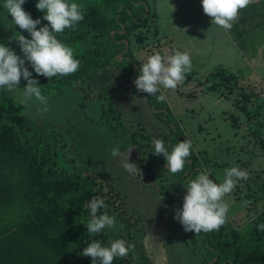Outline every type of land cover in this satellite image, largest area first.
Here are the masks:
<instances>
[{
	"label": "rangeland",
	"instance_id": "374dc122",
	"mask_svg": "<svg viewBox=\"0 0 264 264\" xmlns=\"http://www.w3.org/2000/svg\"><path fill=\"white\" fill-rule=\"evenodd\" d=\"M3 3L4 0H0V42L23 59L17 42L11 38L15 33L27 39L31 37L14 26ZM163 5L161 3V7L158 2L160 17L166 16ZM157 22L156 16L141 30L142 43L132 40V53L140 64L154 52L165 57L176 50L184 52L179 39L170 36L166 30L174 24L162 22L159 31ZM39 27L42 25H38L37 30ZM57 38L73 48L62 35L58 34ZM186 52L192 62L188 74L194 80L179 85L174 91L161 88L159 93L166 95V104L176 118L182 136L191 141L193 151L211 179L222 182L224 170L234 165L247 170L249 178L239 181L234 192L225 197L230 204L229 224L239 230L264 208V146L249 132L247 116L236 104L239 93L234 91L223 96L210 90L211 83L200 85L198 80H203L213 70L203 68L205 63L193 58L189 49ZM25 67L41 87L30 63L26 61ZM237 77L242 86L253 88L264 98L260 83L254 78ZM26 83L21 79L18 89L0 90V105L18 107L58 137V170L81 173L95 181L98 197L107 206L102 213L115 217L116 221L115 228L102 230L109 243L124 239L134 245L126 256L134 264H202L204 246L199 234L185 232L173 218L174 210L182 207L186 185L178 184L162 171L160 156L153 154L152 139H164L168 129L152 114L146 97L133 91L132 83L125 80L119 68L111 64L60 93L41 90L48 97L46 112L34 99L24 101L22 91ZM140 99L144 100L138 101ZM109 107L118 115L117 119H105L104 111ZM116 146L123 153L132 149L129 162L139 168L140 174L138 171L130 174L120 167L117 159L110 155ZM12 179L17 181L16 177ZM245 200L252 203L245 207L242 203ZM13 245L12 239L4 248L9 251L8 255L20 257V249L12 253ZM38 246H42L39 241L37 245L33 244L32 250H36L25 256L26 264H36L39 260L43 247L39 251ZM50 259L54 264H63L52 255Z\"/></svg>",
	"mask_w": 264,
	"mask_h": 264
},
{
	"label": "trees",
	"instance_id": "16d2710c",
	"mask_svg": "<svg viewBox=\"0 0 264 264\" xmlns=\"http://www.w3.org/2000/svg\"><path fill=\"white\" fill-rule=\"evenodd\" d=\"M154 1L73 0L83 6L84 19L75 29H66L59 35L73 44L75 58L80 61L79 70L66 77H38L42 91L60 93L114 64L125 80L132 83L133 91L146 97L152 114L168 129L163 140L171 151L176 143L186 140L176 118L166 102H157L155 96L138 91L133 83L141 64L132 53V40L142 43L141 30L156 19ZM36 3L37 0H25L22 7L33 20L40 19L42 27L47 26L43 13L35 8ZM191 80L194 78L187 74L184 84ZM198 83H211L210 90L223 96L237 91L236 104L247 116L249 132L264 146V98L261 95L251 87L242 86L236 74L222 67L209 72ZM104 113L107 120L118 118L112 107ZM59 147L54 133L38 125L18 107L0 105V264H26L25 256L36 250L32 247L37 241L42 243L38 248L40 251L43 247L40 251L43 254L36 264H54L50 255L63 264H91L90 257L81 255L83 249L93 241L109 246L102 231L88 235L85 227L91 218L87 205L93 197H98L95 181L81 173L58 170ZM159 156L162 171L180 185H186L189 179L205 170L193 149L184 170L175 175L168 172L164 157ZM14 177L16 182L12 181ZM101 213L102 210L98 214ZM260 223H264V208L239 230L232 228L228 220L218 231L200 233L204 246L202 264H264V232L256 228ZM12 239V253L20 249V257L8 255L9 251L4 248ZM3 250H6L4 255ZM113 264L134 263L124 257L116 258Z\"/></svg>",
	"mask_w": 264,
	"mask_h": 264
},
{
	"label": "clouds",
	"instance_id": "9594fccd",
	"mask_svg": "<svg viewBox=\"0 0 264 264\" xmlns=\"http://www.w3.org/2000/svg\"><path fill=\"white\" fill-rule=\"evenodd\" d=\"M203 13L211 18L215 24L225 31H230L238 19L239 12L254 0H200ZM25 0H4L3 8L12 17V23L22 31H26L31 39L15 33L14 39L23 59L14 50L0 44V90L13 91L18 89L21 79L25 80L22 96L24 101L35 100L43 105L42 111H48V97L42 94L38 81L32 79V72L25 67L30 63L37 76L46 78L66 77L76 73L80 61L75 58L72 47L57 38L58 34L66 29L73 30L83 21V6L73 0H37L35 8L43 13L42 19L47 26L39 27L41 20H33L22 5ZM192 62L190 54L176 50L166 57L160 52H154L139 66V75L133 81L138 91L148 96H155L157 102H166L167 97L160 92L161 88L176 90L185 81L186 75L191 71ZM140 99L138 101H142ZM153 154L162 155L170 174L175 175L184 170L185 164L191 155L192 144L190 140L176 143L171 151L165 146L163 139H152ZM132 149L126 153L121 152L119 146L111 149L110 155L117 159L120 167L132 174L139 172V168L129 162ZM249 178L247 170L234 165L224 170L222 182L217 183L210 178L207 170L199 172L195 178L186 182V194L183 196L181 208L175 209L174 220L178 221L185 232L195 234L218 231L228 221L230 204L225 197L230 196L239 181ZM162 199V197H161ZM245 207L252 201L242 202ZM90 220L86 223L88 235H96L105 228L116 227L115 217L106 212L98 214L107 206L99 197H93L88 205ZM257 231L264 232V223L256 225ZM134 248L124 239H115L109 246H102L100 242L93 241L83 249L81 255L91 258V264H113L116 258H124Z\"/></svg>",
	"mask_w": 264,
	"mask_h": 264
},
{
	"label": "crops",
	"instance_id": "0c3cea01",
	"mask_svg": "<svg viewBox=\"0 0 264 264\" xmlns=\"http://www.w3.org/2000/svg\"><path fill=\"white\" fill-rule=\"evenodd\" d=\"M158 2L164 3V17ZM153 4L159 31L162 22L174 24L166 29L168 34L179 39L184 52L189 49L193 58L205 63L203 68L222 67L254 78L264 92V0H254L241 10L230 31L211 24L200 0H155Z\"/></svg>",
	"mask_w": 264,
	"mask_h": 264
}]
</instances>
